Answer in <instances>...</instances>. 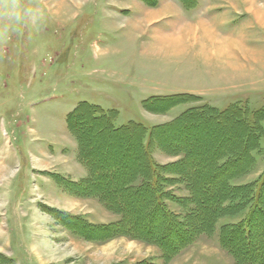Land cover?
Listing matches in <instances>:
<instances>
[{"label": "rangeland", "instance_id": "1", "mask_svg": "<svg viewBox=\"0 0 264 264\" xmlns=\"http://www.w3.org/2000/svg\"><path fill=\"white\" fill-rule=\"evenodd\" d=\"M149 1L21 0L39 9V22L11 28L0 22V255L6 258L4 264H237L220 242V232L247 211L219 218L211 234L198 236L171 258L160 245L127 234L108 237L102 228L80 234L70 226L75 222L58 212L96 225L122 218L98 198L69 192L51 176L59 174L70 181L88 176L69 129L71 115L83 104L114 114L116 127L135 122L152 128L193 107L209 106L242 108L251 121L255 111H262L264 128V0ZM163 4L168 8L161 9ZM175 95L184 96V101L166 111L148 107ZM221 124L166 137V144L206 147L217 138L226 146L236 133ZM85 126L90 128L87 139L101 147L98 159L110 157L99 170L108 173L107 178L98 179L95 186L117 188V169L129 173L140 162L136 144L129 147L126 139L117 136L116 143L101 146L98 140L105 135H100V127ZM145 142H150L149 136ZM152 147L156 164L182 158L166 153L159 144ZM253 155L254 166L235 183L255 181L264 173V135ZM208 163L209 155L200 153L181 167H195L201 173ZM213 182L217 187L219 180ZM164 187L176 196L189 195L185 181L173 180ZM124 199L118 196L115 201ZM167 203L172 211L185 215L182 207ZM214 206L212 202L204 209ZM138 215L128 216L125 224L134 223ZM135 227L149 233L144 225ZM252 231L254 246L242 242L241 248L250 259L264 262L259 221ZM154 233L156 227L149 234L154 237ZM176 235L168 238V247L180 240ZM239 239L235 236L232 243Z\"/></svg>", "mask_w": 264, "mask_h": 264}, {"label": "trees", "instance_id": "2", "mask_svg": "<svg viewBox=\"0 0 264 264\" xmlns=\"http://www.w3.org/2000/svg\"><path fill=\"white\" fill-rule=\"evenodd\" d=\"M181 1L185 3V0ZM156 101L148 107L153 111H166L182 103L184 96H169ZM261 113L262 111H255L251 121L247 111L242 108L218 110L201 106L188 109L170 123L152 128L135 122L116 127L112 123L114 114L95 104H83L71 115L69 129L77 139L80 160L87 167L88 176L78 181L66 180L63 176L54 173H51V176L59 185L68 188L69 192L82 197L98 198L108 209L120 213L122 218L110 225H96L82 217L66 214L65 211L58 210V212L68 217L71 222H75L70 223V226L74 225L72 230L80 234L87 235L86 231L100 228L108 232V237L127 234L160 245L165 256L171 258L192 244L198 236L211 234L219 218L228 215L234 217L247 211L238 222L226 223L221 227L220 242L235 257L237 264H264L250 259L248 253L241 248L242 242H246L249 247L254 246L252 228L256 222H260L261 233L264 232V173L260 178L249 183L234 182L254 166L253 152L259 148L260 138L264 135V128L260 125L263 119ZM221 123L225 124L224 130L236 133V137L231 138L226 146L217 138L209 140L206 147L185 143L172 148L166 144V137L184 135L188 131L199 132L210 125ZM85 124H95L100 127V135H105L98 140L101 146L116 143L117 136L126 139L129 147L136 144L140 162L129 173L125 169H117V177L120 179L117 188L104 190L101 184L95 186L98 179L107 178L108 173L99 170L110 162V157L106 155L98 159L97 153L101 147L87 139L90 128ZM147 136L149 143L145 142ZM151 144H159L166 153L182 155V158L177 163L156 164L152 156ZM200 153L209 155V163L204 165L207 167L206 171L197 173L195 167L190 170L181 167ZM128 156L126 154L125 159ZM199 166L202 168L203 164ZM167 174L176 178L171 179ZM173 180L185 181L189 195L181 197L166 191L164 186ZM214 180H219L217 187L214 185ZM118 196H126V199L117 202L115 200ZM167 202L182 207L186 210L185 215L181 217L180 214L172 211ZM212 202L215 203L214 208L205 211L204 208ZM51 210L55 209L51 208ZM200 212H203L201 216H199ZM136 213L140 215L135 218L134 223L130 221L132 222L130 225L125 224L129 220L127 217ZM134 224L144 225L149 233L154 232L156 227L158 233H154L155 236L152 237L149 233L137 230ZM172 234H178L176 237L180 240L168 247L167 240ZM235 236H240V239L232 243ZM5 260L4 255H0V264H4Z\"/></svg>", "mask_w": 264, "mask_h": 264}, {"label": "clouds", "instance_id": "3", "mask_svg": "<svg viewBox=\"0 0 264 264\" xmlns=\"http://www.w3.org/2000/svg\"><path fill=\"white\" fill-rule=\"evenodd\" d=\"M39 20V9L28 7L21 0H0V22L5 28L36 25Z\"/></svg>", "mask_w": 264, "mask_h": 264}, {"label": "crops", "instance_id": "4", "mask_svg": "<svg viewBox=\"0 0 264 264\" xmlns=\"http://www.w3.org/2000/svg\"><path fill=\"white\" fill-rule=\"evenodd\" d=\"M161 1H163V0H161ZM161 9H165V8H168L167 7V4H163L161 7H160ZM86 169V168H85ZM86 173H88V170L86 169ZM86 176H83V177H81L80 179H77V178H75L76 180H81V179H84ZM54 179V178H53Z\"/></svg>", "mask_w": 264, "mask_h": 264}, {"label": "bare ground", "instance_id": "5", "mask_svg": "<svg viewBox=\"0 0 264 264\" xmlns=\"http://www.w3.org/2000/svg\"><path fill=\"white\" fill-rule=\"evenodd\" d=\"M176 39V38H175Z\"/></svg>", "mask_w": 264, "mask_h": 264}]
</instances>
